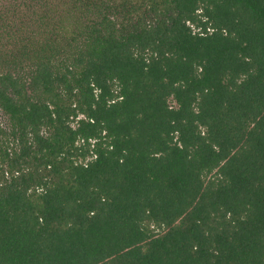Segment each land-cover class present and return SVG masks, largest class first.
I'll return each mask as SVG.
<instances>
[{
  "label": "trees",
  "instance_id": "obj_1",
  "mask_svg": "<svg viewBox=\"0 0 264 264\" xmlns=\"http://www.w3.org/2000/svg\"><path fill=\"white\" fill-rule=\"evenodd\" d=\"M0 264H264V0H0Z\"/></svg>",
  "mask_w": 264,
  "mask_h": 264
},
{
  "label": "rangeland",
  "instance_id": "obj_2",
  "mask_svg": "<svg viewBox=\"0 0 264 264\" xmlns=\"http://www.w3.org/2000/svg\"><path fill=\"white\" fill-rule=\"evenodd\" d=\"M171 103H173L174 104V102H171ZM74 123V122H73Z\"/></svg>",
  "mask_w": 264,
  "mask_h": 264
}]
</instances>
